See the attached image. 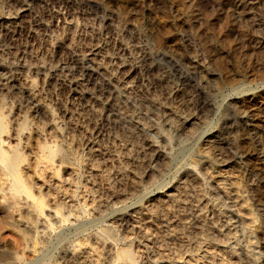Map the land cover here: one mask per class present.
<instances>
[{
    "label": "rangeland",
    "instance_id": "1",
    "mask_svg": "<svg viewBox=\"0 0 264 264\" xmlns=\"http://www.w3.org/2000/svg\"><path fill=\"white\" fill-rule=\"evenodd\" d=\"M0 89L31 107L32 164L37 140L83 156L26 168L90 213L53 216L26 264L88 238L72 264H106L120 216L142 264H264V0H0Z\"/></svg>",
    "mask_w": 264,
    "mask_h": 264
},
{
    "label": "bare ground",
    "instance_id": "2",
    "mask_svg": "<svg viewBox=\"0 0 264 264\" xmlns=\"http://www.w3.org/2000/svg\"><path fill=\"white\" fill-rule=\"evenodd\" d=\"M13 95L2 93L0 89V264H26L29 254L36 253L38 250L37 247L46 242L43 240L44 236H50L52 231L61 227L63 223L70 222L71 217L77 221L82 216L81 210L84 214L89 213L88 210H85V208H87L86 202H83L84 205L82 204L80 208L78 206L74 207L73 204L70 206L71 208H68L69 205L65 199L51 204L48 193L44 192L41 187L37 186L33 177L28 174V168L34 165L37 170H41L39 165L43 163L52 165L54 171L53 174H55L57 178H61V166L71 165L72 167H75L79 162H83V156H78V154H75L71 148L67 146L65 147L63 143H59L56 140H37L38 159L32 164L30 162V157L26 153L24 149L25 147L22 144L23 140H29V137L25 135V132L30 130L29 118L31 114L29 113V109H31V107L23 106V103L19 102L15 97L16 95ZM17 102H19L18 108L20 112L23 113V116L18 113L22 116L21 118H17L14 113V109L17 108ZM77 192L78 191L75 190L72 195H69L75 197L77 196ZM48 208L54 210V213L52 214V212L48 211ZM107 208L100 209V211L105 213ZM15 214H18L19 218L21 217L22 220L32 222L31 224H34L35 227L33 229L34 231L29 230L22 222L20 223V220L17 221ZM53 216L60 217L59 227H56V224L52 222ZM119 220L121 221V225H124L123 228L121 226L122 229L119 230L118 228V230H115L110 227H102L98 232H95L94 240L97 245L96 250L100 249V244L103 241L106 242L110 240L114 243V247L106 264H142L140 256H137L134 241L130 240L122 245V241H125L128 237L126 235L121 239L118 237L120 231H124V229L126 231V229L133 228L132 223L127 218L121 216ZM119 220L117 222H119ZM39 228L42 229L41 232L43 236L38 232ZM86 229H82L81 233ZM8 231L12 232L13 235L15 232V235H5ZM123 233L124 232H122V235ZM148 235L149 236L145 237V240L148 242V245L152 244L154 247V239H151L150 237L152 236V233H149ZM63 237H61V239L59 237V241H64L65 238ZM89 239L90 238L84 240L79 239L77 241L74 239L73 241H68L69 244L66 243V245H63L62 247L55 248L58 255H55L54 257L53 255H45L43 258H38L39 260L36 262L33 261V264L77 263V253L80 248L89 241ZM44 244L46 246V243ZM57 244L59 245L58 242ZM179 246L183 247V250H180V255H182L184 250L186 253H191L195 250L198 251V248L194 247L191 241L186 243L183 242V244ZM39 252L41 253V250ZM177 253L176 255H179V253Z\"/></svg>",
    "mask_w": 264,
    "mask_h": 264
}]
</instances>
